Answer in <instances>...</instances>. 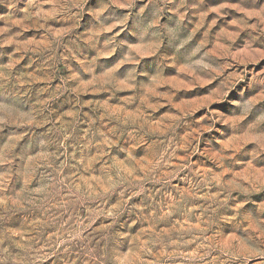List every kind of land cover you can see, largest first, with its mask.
Returning a JSON list of instances; mask_svg holds the SVG:
<instances>
[{
  "label": "clouds",
  "instance_id": "1",
  "mask_svg": "<svg viewBox=\"0 0 264 264\" xmlns=\"http://www.w3.org/2000/svg\"><path fill=\"white\" fill-rule=\"evenodd\" d=\"M0 264H264V0H0Z\"/></svg>",
  "mask_w": 264,
  "mask_h": 264
}]
</instances>
